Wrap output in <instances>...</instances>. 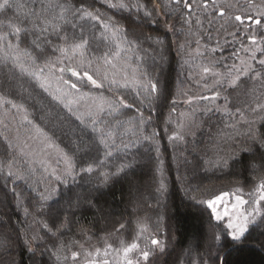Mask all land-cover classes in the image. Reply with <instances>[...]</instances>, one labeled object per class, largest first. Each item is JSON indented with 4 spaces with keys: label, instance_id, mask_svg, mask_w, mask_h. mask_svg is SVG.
Masks as SVG:
<instances>
[{
    "label": "snow or ice",
    "instance_id": "1",
    "mask_svg": "<svg viewBox=\"0 0 264 264\" xmlns=\"http://www.w3.org/2000/svg\"><path fill=\"white\" fill-rule=\"evenodd\" d=\"M97 4L111 14L101 12ZM194 8L202 10L203 19ZM0 16L4 17L0 20V264L5 256L7 264H19L13 253L21 244L35 257L33 244L44 239L26 231L21 241L20 229L10 224L13 212H22L25 223L32 218L46 235L56 237L78 213L102 211L117 184L138 192L137 178L145 175V169L153 171L155 196L174 194L164 173L159 132H148L153 120L143 109L155 111L157 104L168 102L171 58L166 54V37L185 29L188 39L179 44L178 54L188 51L193 61L199 59L198 71L189 76L196 75L197 85L211 94L188 95L184 103L207 101L210 106L201 110L206 120L199 122L195 110L181 113L168 140L173 148L182 145L192 155L191 159L182 152L173 156L184 197L206 205L209 220L216 222L194 264H229L233 252L249 245L264 252V31L256 34L257 27L264 29V0L259 4L245 0L242 6L230 0H0ZM230 27L236 30L229 31ZM241 27L249 44L241 42L233 51L239 63L222 64L226 58L217 56L218 49L223 51L219 38L214 45L202 44L213 40V30L217 37L238 40ZM100 45L104 49L96 55L94 47L99 50ZM241 51L246 57L238 55ZM122 92H130L133 102ZM242 96L249 102L238 107ZM221 99L223 103H217ZM133 109L134 114L128 115ZM218 113L227 119L216 123L213 117ZM205 123L209 135L202 144L195 129ZM116 159L123 162L108 163ZM182 167L185 174L179 175ZM222 169H234L237 175L241 170L254 173L256 197L217 195L208 185L190 184L189 172L198 178L196 174L203 177ZM205 192L211 198H197ZM224 197L234 198L229 200L231 211ZM217 205L224 207L223 214ZM193 239L197 249L203 247L198 235ZM150 245L140 248L132 242L113 249L106 243L103 252L96 248L86 253L92 257L86 264H110L109 250L122 255L123 264H147L157 251H166V243L159 239L152 238ZM68 247L62 241L56 246L57 260H68L59 255ZM79 255L72 251L71 259ZM101 255L104 258L98 259Z\"/></svg>",
    "mask_w": 264,
    "mask_h": 264
},
{
    "label": "trees",
    "instance_id": "2",
    "mask_svg": "<svg viewBox=\"0 0 264 264\" xmlns=\"http://www.w3.org/2000/svg\"><path fill=\"white\" fill-rule=\"evenodd\" d=\"M199 2V0H197ZM233 4L239 3L241 6L244 4L245 0H230ZM259 4L260 0H256ZM101 12H108L105 6L97 4ZM211 8V5H210ZM193 11L201 16L203 19V14L201 9L194 8ZM234 13L238 14V10L233 8ZM250 14H255V9H247ZM108 14H111L108 12ZM13 13H8L11 17ZM4 17L0 16V20ZM176 24L177 28L181 25L175 20L172 21ZM246 23H248L246 21ZM236 29L230 27L229 31H235ZM240 38L238 40L234 39L232 36H226L221 34L219 37L216 36L215 30H213V40L212 41H202V44L208 43L211 45L215 44L217 38L220 40V45L223 48L221 52L218 49L217 56L223 55L226 59L222 61V64L231 65L233 63H239L236 57L232 55L234 50L240 49L241 42L249 44L245 39L244 29L240 28ZM261 29L256 28V34L259 36L261 34ZM251 35L252 33H247ZM188 39L187 30L178 33L176 35L168 34L166 40L169 44V51L166 53L170 55L171 65L167 68V76L170 84L171 95L169 100L164 105L157 104L155 106V111H150L148 108H144L145 117L151 115L153 123L148 127V132L157 131L159 136L157 137L160 145L161 159L164 161V173L167 178L172 195L167 198H159L154 195V186L151 184L153 178V171L150 169H145V175L138 177L139 191L136 190L129 191L127 185L121 186L117 184L112 192L108 194L105 198L107 203L103 205V210L97 212L95 209H90L78 213L74 221L68 225L66 229L63 230L62 235L57 234L56 237H51L46 235V230L41 227L40 224L33 223L32 218H28L25 223V217L22 212H13L11 214L10 224L15 228L20 229L21 241L24 239L25 232L28 235H38L44 237L43 240L37 239L33 246L37 248V254L35 257L32 253L28 252L23 245L15 249L13 255L19 261V264H80L81 256L89 248H94L102 246L106 242L118 243L120 239H129L132 234L137 232L138 226H147L149 230L155 231L166 237V251L161 254L156 252L153 257L150 258L149 264H180L182 262H188L189 264H194L197 259L198 252H203L204 247L210 241L212 226L216 224L215 221L209 220V211L206 205H196L186 197H184L181 190L180 182L177 181V170L175 163L173 162V156L180 152L189 159L192 158L190 151H186L184 146H177L173 148L168 140V136L176 130V125L181 119V113H189L195 110V119L197 122L206 120V117L201 114V110L205 105L210 106V102H201L200 104L188 105L184 103L188 95H210L211 92L203 89L201 86L197 85L196 80L198 77L196 75L189 76V72L196 73L198 68L196 64L199 63V59L193 61L188 53V51L179 52V44L184 43ZM191 44V49H195L196 45ZM227 41V43H225ZM145 48L149 45L145 44ZM104 45H100V49L94 51L96 55H100ZM203 50V48L201 49ZM194 54V53H193ZM132 55V53H128ZM241 57H246V53L242 51L238 53ZM260 54L257 53V58ZM188 61V63H185ZM224 71L223 68H220ZM211 83V81H208ZM203 83V82H201ZM87 91V89H86ZM231 93V90H229ZM181 93H187V95H182ZM94 94H96L94 92ZM126 96L129 103L133 102V95L128 93H121ZM107 95V93H105ZM175 99L177 103L172 104V100ZM249 102L247 97H241L240 101L236 104L238 107H244L245 104ZM217 103L222 104L221 99ZM138 106V101H137ZM232 105L230 104V107ZM173 107L176 109L175 112L172 111ZM234 110V109H233ZM134 109L128 112V115H133ZM17 118V122H18ZM227 118L222 114H216L213 120L216 123H220ZM15 131L12 124L9 125ZM209 125L205 123L202 128L195 129L197 133V139L203 143L208 142V132ZM215 131V129H212ZM13 134V132H12ZM155 153H153V156ZM123 161L120 159L111 160L108 163L110 165H118ZM114 170V169H113ZM185 169L182 167L180 169L179 175H184ZM198 178H192L191 172L188 173L190 184L193 187L208 185L211 190L219 195L220 193H234L237 189H242L243 191L253 190L256 187L258 181L252 179L255 174L248 173L241 170V173L237 175L234 169H222L215 170L207 173L203 177L200 174H196ZM239 182V183H238ZM198 199H209L211 198L206 192L197 195ZM160 203H157V200ZM7 211V210H5ZM39 219H43L38 217ZM123 224L124 228L120 229V225ZM59 227V224L56 225ZM223 227L217 226L216 231L219 232ZM30 229V230H29ZM194 235H198L201 238L202 245L200 249L194 246ZM63 242L69 247L63 250L59 255L61 257L67 256L68 260L64 259L57 260L56 246ZM79 241V243H74ZM258 243V242H254ZM83 245V248L80 245ZM190 245L191 248H190ZM77 251L80 255L75 261L71 259V252ZM231 251V249L229 250ZM191 255V256H190ZM188 257H193L188 261ZM9 257L5 256L3 258L4 264H7ZM229 264H264V252H261L257 247H252L251 245L245 246L239 252H233L228 258Z\"/></svg>",
    "mask_w": 264,
    "mask_h": 264
},
{
    "label": "rangeland",
    "instance_id": "3",
    "mask_svg": "<svg viewBox=\"0 0 264 264\" xmlns=\"http://www.w3.org/2000/svg\"><path fill=\"white\" fill-rule=\"evenodd\" d=\"M15 133V131L13 130V134ZM236 194H241L244 196V199L248 200L249 199V193H252V196L253 198L256 197V193L254 192V189L253 190H248V191H243V192H234ZM232 199L233 202H234V198L233 197H224V205L228 208L229 211H231V204L229 203V200ZM250 208V205L248 206ZM217 208L218 210L221 212V214H223L224 212V207L220 206V205H217ZM226 223V220L224 222H221L219 224V226H224V224ZM143 226V225H142ZM141 225L138 226V230L136 233L132 234L131 238L129 239H120L118 241V243H110V242H106L108 244H112L113 246V249H119L127 244H130L132 242H136L140 245V248H145L146 246L147 247H151L150 245V240L152 238H156V239H159L165 243H167V239L166 237H164L163 235L161 234H158V233H154L155 231H152V230H149V227L147 226H143V228L145 229L144 231H141ZM105 243V244H106ZM105 244H103L102 246H98V247H94V248H89L87 249L83 256H81V260L79 261L80 264H86V261L87 260H90L92 259V257H88L86 255L87 252H95V249L96 248H100L103 252V249L105 248ZM158 252V251H157ZM191 256V255H190ZM104 258L102 255L101 257H99L98 259H102ZM107 259H109L110 261V264H123V259H122V255H118L117 252L113 251V250H109V254L108 256L106 257ZM130 258H135V254H130ZM151 258V257H150ZM193 257H188V261L190 262V259H192ZM147 264H149V262H147ZM183 264H189L187 261L186 262H183Z\"/></svg>",
    "mask_w": 264,
    "mask_h": 264
}]
</instances>
